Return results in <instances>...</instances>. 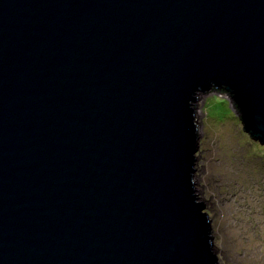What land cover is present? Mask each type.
I'll return each mask as SVG.
<instances>
[{"label":"water","instance_id":"95a60500","mask_svg":"<svg viewBox=\"0 0 264 264\" xmlns=\"http://www.w3.org/2000/svg\"><path fill=\"white\" fill-rule=\"evenodd\" d=\"M222 87L264 145V0H0V264H219L194 105Z\"/></svg>","mask_w":264,"mask_h":264},{"label":"rangeland","instance_id":"374dc122","mask_svg":"<svg viewBox=\"0 0 264 264\" xmlns=\"http://www.w3.org/2000/svg\"><path fill=\"white\" fill-rule=\"evenodd\" d=\"M194 106V185L218 262L264 264V145L244 129L229 94L202 93Z\"/></svg>","mask_w":264,"mask_h":264},{"label":"trees","instance_id":"16d2710c","mask_svg":"<svg viewBox=\"0 0 264 264\" xmlns=\"http://www.w3.org/2000/svg\"><path fill=\"white\" fill-rule=\"evenodd\" d=\"M217 91L218 92H224V93H226V91L224 90V88L222 87V88H219V89H217ZM261 238H262V236H260Z\"/></svg>","mask_w":264,"mask_h":264},{"label":"flooded vegetation","instance_id":"af4514ba","mask_svg":"<svg viewBox=\"0 0 264 264\" xmlns=\"http://www.w3.org/2000/svg\"><path fill=\"white\" fill-rule=\"evenodd\" d=\"M227 93V92H226Z\"/></svg>","mask_w":264,"mask_h":264}]
</instances>
